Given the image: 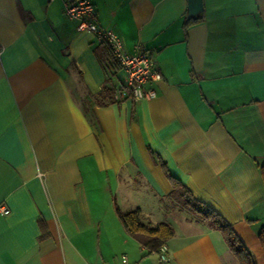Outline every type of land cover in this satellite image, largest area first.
Instances as JSON below:
<instances>
[{"label": "crops", "instance_id": "0c3cea01", "mask_svg": "<svg viewBox=\"0 0 264 264\" xmlns=\"http://www.w3.org/2000/svg\"><path fill=\"white\" fill-rule=\"evenodd\" d=\"M157 95L64 0H0V264H240L222 232L170 200L169 173L264 264V0H92ZM168 222L167 260L122 222Z\"/></svg>", "mask_w": 264, "mask_h": 264}, {"label": "built area", "instance_id": "2783aa9c", "mask_svg": "<svg viewBox=\"0 0 264 264\" xmlns=\"http://www.w3.org/2000/svg\"><path fill=\"white\" fill-rule=\"evenodd\" d=\"M64 11L67 16L78 20L79 30L91 31L99 40L109 45L118 64L127 74V83L119 93L121 97L129 95L135 100L156 97V89L146 86L148 82H157L163 77L161 71L156 67V59L153 56L140 50L132 53L127 52L122 37L99 23L96 7L92 0H64ZM0 211L7 214L10 210L1 205ZM167 249L166 244L159 248L163 261L167 260ZM121 262L122 264H133L127 255H122Z\"/></svg>", "mask_w": 264, "mask_h": 264}, {"label": "trees", "instance_id": "16d2710c", "mask_svg": "<svg viewBox=\"0 0 264 264\" xmlns=\"http://www.w3.org/2000/svg\"><path fill=\"white\" fill-rule=\"evenodd\" d=\"M162 164L174 184L173 191L169 195L170 200L177 206L189 211L199 221L220 230L228 246L239 259L240 264H257L253 253L244 244L233 225L209 205L197 200L189 188L169 173L166 163L162 162ZM261 173L264 180V161L261 163ZM118 213L127 229L152 251L159 252V248L163 244H166L174 235V227L168 222H160L156 225L144 223L141 219L140 208L129 211L118 209ZM258 234L261 244L264 245V224L261 226Z\"/></svg>", "mask_w": 264, "mask_h": 264}, {"label": "water", "instance_id": "95a60500", "mask_svg": "<svg viewBox=\"0 0 264 264\" xmlns=\"http://www.w3.org/2000/svg\"><path fill=\"white\" fill-rule=\"evenodd\" d=\"M201 1V0H200ZM198 3V0H195V4H197Z\"/></svg>", "mask_w": 264, "mask_h": 264}]
</instances>
